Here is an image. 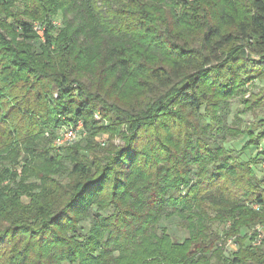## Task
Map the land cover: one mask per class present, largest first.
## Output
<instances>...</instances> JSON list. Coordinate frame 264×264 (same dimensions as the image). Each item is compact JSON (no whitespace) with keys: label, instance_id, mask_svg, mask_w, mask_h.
I'll list each match as a JSON object with an SVG mask.
<instances>
[{"label":"trees","instance_id":"trees-1","mask_svg":"<svg viewBox=\"0 0 264 264\" xmlns=\"http://www.w3.org/2000/svg\"><path fill=\"white\" fill-rule=\"evenodd\" d=\"M17 1L0 0V264H264V118L227 124L264 78V0ZM78 120L83 152H53Z\"/></svg>","mask_w":264,"mask_h":264},{"label":"rangeland","instance_id":"rangeland-1","mask_svg":"<svg viewBox=\"0 0 264 264\" xmlns=\"http://www.w3.org/2000/svg\"><path fill=\"white\" fill-rule=\"evenodd\" d=\"M22 1L23 0L17 1L16 8L18 11H20L22 9V5H23ZM33 23H35V22H33ZM54 23L57 25L61 24V16L59 14L55 17ZM240 90L243 93L240 96H237V98L231 99L229 101L230 113L227 117V124L231 125V123L234 121L235 116H238L237 125H239L241 129H244V128H249L250 124H252V122L257 121L261 118H264V107L263 106L255 109L253 111H250V112L241 113V111L243 110L241 100H246V99L250 100L252 98V96H255L258 94H260V95L264 94V78L262 80L254 79L251 81H247ZM94 120L100 125L107 126L106 121H103L100 118L98 113H95ZM123 131L125 133L126 129L123 128L122 132ZM57 132L58 131L55 132V135H54L50 145H51V148L54 149L53 152H55L56 154H60L61 156L65 155V152L67 149H69L70 152L73 151V153L75 155L77 154L75 152L82 153L83 150L85 149L86 144L90 140V138L88 139L87 132L85 130L84 131L85 133L79 134V137L77 138V140L74 143H72L70 145H65L64 147L59 149V148H56L55 146H53V141H54V138L57 136ZM45 137L46 138L48 137L47 133L45 134ZM245 140H246V138L243 137V138H238V139L229 141L227 144H225V148L233 149L235 151H239L241 149L242 145L245 143ZM93 142H94V144H97L98 147H100V148H107L111 144L114 147L124 146L123 145L124 142L120 139V137H114V138L110 139L107 134H98V135L94 136ZM102 143H103V145H102ZM253 155H254V151H248V152L241 154V157L247 158V157H251ZM72 157H74V156H72ZM74 159H73V161H74ZM255 174H256L257 178H264V168L262 165H260L258 168L255 169ZM22 202L26 204L28 202V199L23 197ZM89 224H90L89 220H86V221H83L80 223V226L82 227L83 234H85L88 231ZM160 226L167 229L168 234L171 236L172 240L175 242H180L185 237V234L178 227V220L175 218L169 219V220L162 219L160 221ZM236 249H237V247L234 243H232L230 246L225 245V250H224L225 256L226 257L231 256L236 251Z\"/></svg>","mask_w":264,"mask_h":264},{"label":"built area","instance_id":"built-area-1","mask_svg":"<svg viewBox=\"0 0 264 264\" xmlns=\"http://www.w3.org/2000/svg\"><path fill=\"white\" fill-rule=\"evenodd\" d=\"M33 29L36 32V34L38 35V37L42 38V29L37 23H35L33 25ZM57 131H58L57 136L54 138L53 146H55L56 148H59V149L64 147L65 145H70V144L74 143L77 140V138L79 137L80 133L81 134L85 133L83 123L80 120H78L75 123L70 124V125H63L59 129H57ZM102 145H103V143H102ZM260 150H261V148H260ZM262 166L264 168V163L262 164ZM254 208L257 209V207H255V206H254ZM252 231H256V233H257L256 237L252 241V245L253 246H259L261 241H264V230L260 227H255ZM232 243H233L232 240H228L226 245L230 246Z\"/></svg>","mask_w":264,"mask_h":264},{"label":"crops","instance_id":"crops-1","mask_svg":"<svg viewBox=\"0 0 264 264\" xmlns=\"http://www.w3.org/2000/svg\"><path fill=\"white\" fill-rule=\"evenodd\" d=\"M259 166H260V165H259ZM259 166H258V167H259ZM258 167H256V168H258Z\"/></svg>","mask_w":264,"mask_h":264}]
</instances>
